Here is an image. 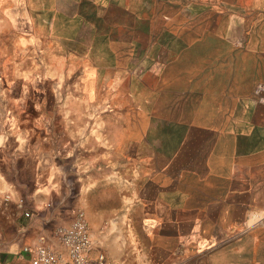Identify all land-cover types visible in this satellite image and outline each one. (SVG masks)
Segmentation results:
<instances>
[{
  "label": "rangeland",
  "instance_id": "1",
  "mask_svg": "<svg viewBox=\"0 0 264 264\" xmlns=\"http://www.w3.org/2000/svg\"><path fill=\"white\" fill-rule=\"evenodd\" d=\"M3 123L73 153L52 244L83 212L103 264L173 245L154 240L147 215L165 166L171 206L202 205L201 220L181 221L187 264H226L228 234L235 264H250L245 204L264 206V0H0Z\"/></svg>",
  "mask_w": 264,
  "mask_h": 264
},
{
  "label": "crops",
  "instance_id": "2",
  "mask_svg": "<svg viewBox=\"0 0 264 264\" xmlns=\"http://www.w3.org/2000/svg\"><path fill=\"white\" fill-rule=\"evenodd\" d=\"M98 129V133H101ZM100 156L106 155L100 152ZM73 156L72 152L60 151L57 147H46L42 144H32L27 134H12L10 128L4 123L0 126V262L2 264H29V260L21 256L22 249L37 243L43 237L49 238L53 233V223L58 224L63 216L58 213L57 206L67 204L70 198L68 190L67 167L63 159L68 160ZM67 165V164H66ZM169 167L156 168L152 178L153 188L157 195L148 200L147 215L153 223L152 235L154 240L163 236L167 241H174L161 248L154 244L146 251V256L124 259L119 251L110 252L114 256L116 264H187V234L181 232V221L201 220L202 205L197 201L194 206L187 207L186 198L184 203L177 207L171 206L165 196V182L162 175ZM31 175V181H27V175ZM121 178V177H120ZM89 186H91L89 184ZM163 189V190H161ZM90 190L87 191L86 206L91 207L89 202ZM162 193V194H161ZM10 196L11 201L6 197ZM20 198L27 200V209L32 215L31 220L23 217L20 209H16V202ZM87 201V202H86ZM227 205L229 202H226ZM231 207H234L233 202ZM247 210V225L242 237L250 236L253 241L250 264H264L262 256L264 249V206L257 203L245 204ZM16 209V210H15ZM187 211L193 215L189 216ZM93 228L92 238L94 250L99 251L101 245L99 224L91 218ZM178 225V227L176 226ZM174 226L175 232L168 233V228ZM226 237V246L230 247V260L226 264H235V240ZM215 246V251L218 249ZM201 251L199 248L198 251ZM244 251V249H243ZM138 252V251H137ZM144 252V251H143ZM160 253L165 255L162 256Z\"/></svg>",
  "mask_w": 264,
  "mask_h": 264
},
{
  "label": "built area",
  "instance_id": "3",
  "mask_svg": "<svg viewBox=\"0 0 264 264\" xmlns=\"http://www.w3.org/2000/svg\"><path fill=\"white\" fill-rule=\"evenodd\" d=\"M18 206L25 208L24 199L18 200ZM26 218L31 213L25 210ZM57 244L46 238L22 249L21 256L29 260V264H103L104 253L97 255L94 250L92 232L86 215L80 212L70 225L60 227L56 231ZM0 264H2L0 262Z\"/></svg>",
  "mask_w": 264,
  "mask_h": 264
}]
</instances>
